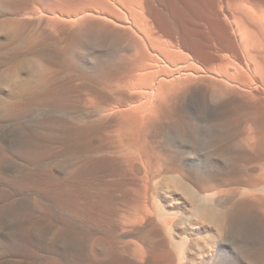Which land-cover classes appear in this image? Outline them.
Returning <instances> with one entry per match:
<instances>
[{
  "label": "bare ground",
  "instance_id": "1",
  "mask_svg": "<svg viewBox=\"0 0 264 264\" xmlns=\"http://www.w3.org/2000/svg\"><path fill=\"white\" fill-rule=\"evenodd\" d=\"M7 17L0 56L17 57L23 46L52 36L60 65L53 88L49 55L34 50L14 59L0 78V117L16 127L55 114V138L89 158L83 167L57 165L63 197L44 180L27 184L40 198L23 201L36 214L24 232L46 219L47 198L67 218L50 243L77 264H264V0H65L42 33L19 31L36 20ZM79 99L85 105H76ZM91 128L116 134L121 146L92 144ZM21 129L30 166L31 152L49 135L33 140L27 124ZM130 169L145 176L144 202L118 215L126 196L115 193ZM104 175L123 180L99 183ZM159 177L165 180L157 184ZM93 229L104 235L92 236ZM154 229L164 230L167 242L180 240V253L158 251ZM119 230L138 242L122 247L105 237Z\"/></svg>",
  "mask_w": 264,
  "mask_h": 264
},
{
  "label": "rangeland",
  "instance_id": "2",
  "mask_svg": "<svg viewBox=\"0 0 264 264\" xmlns=\"http://www.w3.org/2000/svg\"><path fill=\"white\" fill-rule=\"evenodd\" d=\"M21 1H23V2H21ZM64 3H65V0H40V1L39 0H2V8L0 9V14H1L0 15V18H1L0 23H3V22L9 23L10 19H8L9 17H7V15L9 16L10 14L18 13L23 18L36 20L35 24L25 25V26L21 27L19 29V31H21V33H23V31H36V30L42 33L44 29H48L47 24H46L47 19H48V15H50V13L56 11L59 8V6H61ZM40 7H43V9L41 8L42 10H40ZM14 8H15V10H14ZM35 12L37 14H35ZM46 12H47V16H45ZM28 14H30V15L28 16ZM24 15H25V17H24ZM43 21H45L44 22L45 24L43 23ZM52 32L55 33L56 31H52ZM0 41L3 42L4 40H0ZM59 48H60L59 41H57V39H55L52 36L47 37V36L42 35V39H40L38 42H36V40H34V44H32L31 46H25V47L23 46V49L20 50L17 57L16 56L11 57L10 55H6L8 59H5L4 57H2V54H1V56H0V59H1V61H0L1 62L0 63V75H1L0 78L2 79V77L5 75V72H6L7 68L10 66V64L17 61L14 59L19 58V57H25V56L31 54L35 50L33 53L41 52V53H44L46 55H49L52 58V59L50 58V63L51 64L54 63V64L47 70V76L49 79H51V81H52L51 84H53V86H54L53 88H55L56 80H58V78H59V75L57 72L59 71L58 66L60 64L58 63L59 59L57 60V57H56L59 55ZM25 54H27V55H25ZM3 61H4V64L1 65L3 63ZM1 79H0V82H1ZM0 87H1V84H0ZM94 100H96V99H94ZM76 105H78V106L85 105V101H81L79 99V101ZM49 115L50 116L47 117V119L49 121H46L47 120L46 118L43 120V117H42L43 115L42 116L39 115V117H38V115L37 116L34 115V117L32 118L34 120H29L30 122L25 120V121H23V123H21L22 121L20 123H18V125H20V127L18 125L16 127L11 126L10 123H8V124L6 123L8 119L0 117V131L2 130L0 132L1 133L0 134V159H1L0 164L2 163V165H0V174H2V175H0V179H1L0 180L1 181L0 188L3 187L0 191V247L2 248V246L4 245L3 249L0 248V260H1L0 264H65V263L66 264H77V263L73 262L71 259H69V257L67 258L66 255L61 253V246H54V245H51V243H50L51 240L55 237V235L59 232V230H65L66 227H65L64 223L67 222V218L65 216H63L62 214H59V213L56 214L57 212L54 210L53 203L51 201H46L47 198L45 199V201H44V199L42 200V203L46 205L45 209L48 212L46 219L41 223L36 222L37 226L35 225V228H36L35 231H32L30 233L24 232V226L26 225V222L28 220H30V218L31 219L35 218L36 214H34L33 211L29 212V210L26 209V205L24 204L25 202H23V201L25 200V198L26 199H32L33 198L32 200L35 199V200L39 201L38 198H40L38 196L37 192H34V190H30L29 188H27V184H29V183L33 184L36 181H39V179L44 180V181H46V183L51 184V190L52 191L59 192L61 197H63L64 196V193H63L64 189L62 187L60 188L58 186V183L56 180L58 173H56V172H58V170L62 166H63V168H68L70 165L75 164L76 166H82L83 167V166H86L88 161H89V158L86 157L88 155H86V154L84 155L82 153H76L75 154L73 148L66 141L57 140L55 138L57 135V132L55 129L58 128L57 126L61 122L59 119H55L56 118L55 114H49ZM53 116H55V118ZM39 118H41V120ZM51 118H53V119H51ZM37 119H39V121ZM35 121H37V122H35ZM22 124H27L29 126L30 135L32 136L33 140H35L33 135H35L38 132L39 133L42 132L43 134L45 133L44 136H46L47 134L49 135V136H46L49 138L44 144L41 145V151L39 153L38 152L37 153L31 152V156L33 158H35L36 161L33 164H31L30 166L27 163H25V161H24L26 150L23 149V147L20 145L21 132H23V130L21 129ZM42 127L43 128L46 127L44 130H46L47 132L44 131L42 129ZM31 128L34 130V132L31 131ZM53 129L55 131H53ZM98 129L97 128L89 129L90 132L88 134V140L91 142L92 141L94 142V140L96 141L94 143L92 142V144L102 146L103 148H104V146L113 147L114 149L121 146V143L119 142L118 138L115 137L116 134H113L109 130L104 131V130H98ZM49 130H52V131L49 132ZM18 131L20 134L18 133ZM92 134H93V136H92ZM108 139H110V140H108ZM97 141H99V142L97 143ZM63 144L65 146L67 145V147H64ZM20 147H22V149ZM19 148H20V150H19ZM31 150L35 151V150H37V148L35 147ZM4 152H5V154H4ZM109 152H110V150H109ZM6 153H8V154L6 155ZM100 154L101 153H98L96 155H100ZM5 155L10 156V157H5ZM55 157H57V158H55ZM65 157L68 159H66ZM70 157L73 158L72 159L73 161L71 160ZM61 158H63V159H61ZM75 158L77 159V161L75 160ZM80 158H82V159H80ZM11 160H13V161H11ZM49 160H50V162H49ZM74 160H75V162H74ZM19 161H21V162H19ZM14 162L15 163L18 162V164L17 163L15 164ZM3 163H4V166H3ZM39 163H42V164H39ZM61 164H62V166H61ZM57 165L60 167H57ZM17 167H19L20 169ZM133 170L134 169H130V173H129L130 176L127 177V179H129V182L127 180V184L121 189V192L115 193V195H117L118 197H121V198L126 196L124 199L122 198V201H120L116 207V209L118 210V215L123 214V212H126L128 214L132 213L142 202H144L145 187L143 184L144 183L143 178L145 176H143L144 174L138 173L137 171H134V172H136V175H135ZM21 171H23V172H21ZM21 175H23L21 179H23V178H29V179L20 180V177H18V176H21ZM138 175L141 177H139ZM2 176L4 177L5 180L3 178H1ZM16 177H17V181H16ZM37 177H38V179H37ZM157 179H158V181L156 179H155V181H157V184H158L159 179H161L160 181H162V180H165V177H163V179H162V177H159ZM7 180L9 181V183H8L9 187L7 186V182H8ZM11 180H12V182H11ZM100 180L101 181L99 183L106 184V183H114V182L121 181V180H123V178L119 177V176L104 175V176H102V178ZM13 182H15V183L19 182V184H13ZM131 183H133V184L131 185ZM152 183L150 185L151 189L155 190L154 186L156 187L157 184L153 185ZM5 184H6V186H5ZM22 184L23 185L25 184V185L23 186ZM15 185H17V187H15ZM9 188L11 190L12 189H14V190L11 191V190H9ZM18 188L21 189L20 190L21 192L19 191ZM18 191L20 193H15ZM27 191H29V192H27ZM52 191L49 192L50 196H47V197H51L50 200L52 199L53 194H54ZM11 192H12V194H11ZM12 195H13V198L11 197ZM20 195L25 196V197H22ZM15 196H16V199H15ZM9 199L13 200V201L8 202V201H10ZM47 200H49V199H47ZM1 201L3 202V205H1L2 204ZM14 201L17 203L15 204ZM125 201H127V202L125 203ZM130 201H132L134 205H131L132 203L130 204ZM9 203H11V204H9ZM47 203H48V205H47ZM127 206L129 207L128 209H126ZM124 207H126V208H124ZM23 211H25V212L23 213ZM30 215L32 217H30ZM55 218H57L58 220ZM3 220H4V222H3ZM57 221H58V223L56 224L55 222H57ZM60 221H61V223H60ZM160 222L161 221L159 220L158 223H160ZM62 223L64 225H62ZM48 225H50V227H48ZM125 231L127 233H125ZM96 232H98V233H96ZM91 234H92V236L100 237V236L104 235V232L102 233V231H99L96 229L94 232V229H93V230H91ZM111 235H112V237L115 235L114 236L115 238L110 237ZM119 236H122L123 238L121 239V237H119ZM105 237L107 239H109L110 241L120 242L122 247H125L128 245H133L136 242H138V241H136L138 239L137 235L136 234H134V235L129 234L128 230H119V231H115L114 233H108V234H105ZM10 238H11V241L9 240ZM151 238L154 239V241L156 240L155 242L157 244L155 247L159 248L158 251H161V250L166 251V248H168V247L170 249L172 248V250H174L177 254H179L180 253L179 251H181V249L179 250V248H176V245H177V247L182 246L180 243L181 241L179 240L178 242H176V241L170 240L171 242L170 241L167 242L166 233L164 230L158 231L157 229H154L153 233L151 235ZM125 239H126V241H125ZM121 240H122V242H121ZM130 241H131V243H130ZM16 243L18 244V246H16L17 245ZM170 244H171V247H170ZM40 252L42 254H40ZM45 257H46V259H45ZM37 259H40V260H37ZM2 260H4V261H2ZM120 260H122V259L121 258L117 259L116 262H114L113 264H125L124 262H122ZM38 261H41V262H38Z\"/></svg>",
  "mask_w": 264,
  "mask_h": 264
}]
</instances>
